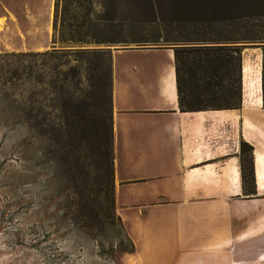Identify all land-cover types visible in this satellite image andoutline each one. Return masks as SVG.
<instances>
[{
    "label": "trees",
    "instance_id": "1",
    "mask_svg": "<svg viewBox=\"0 0 264 264\" xmlns=\"http://www.w3.org/2000/svg\"><path fill=\"white\" fill-rule=\"evenodd\" d=\"M51 29L49 49L0 51V129L24 130L17 165L0 154V224L21 211L35 247L54 218L118 264L135 244L114 209L112 47L172 48L181 111L237 108L258 47L264 107V0H52Z\"/></svg>",
    "mask_w": 264,
    "mask_h": 264
},
{
    "label": "crops",
    "instance_id": "2",
    "mask_svg": "<svg viewBox=\"0 0 264 264\" xmlns=\"http://www.w3.org/2000/svg\"><path fill=\"white\" fill-rule=\"evenodd\" d=\"M4 9L0 35L18 18ZM25 16L23 37L38 33L34 14ZM39 33L16 50L50 47V33ZM111 75L114 209L135 244L121 263L244 264L236 258L264 241L260 48L242 52L237 108L181 111L167 46L114 47Z\"/></svg>",
    "mask_w": 264,
    "mask_h": 264
},
{
    "label": "rangeland",
    "instance_id": "3",
    "mask_svg": "<svg viewBox=\"0 0 264 264\" xmlns=\"http://www.w3.org/2000/svg\"><path fill=\"white\" fill-rule=\"evenodd\" d=\"M26 1L29 2V0H0V13L5 11V7L18 17L17 21L15 19L14 23L8 25L6 31L0 35L1 51H18L16 48L23 44L22 41L24 42L25 39L34 41L39 37V32L50 33L51 37L48 9L52 0H30L35 4L31 11L26 7ZM26 13L31 16L34 14L32 27L38 33L23 37L22 30L25 29ZM249 51L253 52L254 50L249 49ZM251 59L254 61L253 55ZM4 131L0 129V134L3 133L0 144L1 157H5L7 162L17 165L20 155L23 154L20 145L24 137V130L16 127ZM2 180L6 181L7 178ZM8 196H10L9 204L18 201L20 199L19 188L11 191ZM20 202L15 203L20 204ZM12 215L9 223L0 224V264H116L109 260L107 255L101 253V248L95 240L86 237L78 230L64 233L65 225L56 224L54 218H48L45 221L47 231H52V233H49L45 240L35 241V247H31L29 239L25 238L22 230L19 229L22 221L21 211H13ZM262 243L263 245L258 246L261 247L257 249L258 251L255 250L249 256L236 258V260L242 259L245 261L244 264H264V241ZM105 246H107L106 243ZM118 264H122L120 259Z\"/></svg>",
    "mask_w": 264,
    "mask_h": 264
},
{
    "label": "bare ground",
    "instance_id": "4",
    "mask_svg": "<svg viewBox=\"0 0 264 264\" xmlns=\"http://www.w3.org/2000/svg\"><path fill=\"white\" fill-rule=\"evenodd\" d=\"M248 71H249V69H248ZM251 83V82H250ZM260 84V83H259ZM261 90V89H260ZM256 91V90H255ZM259 90H257V92H258Z\"/></svg>",
    "mask_w": 264,
    "mask_h": 264
}]
</instances>
